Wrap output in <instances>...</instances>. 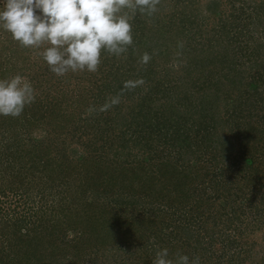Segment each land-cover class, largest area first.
<instances>
[{
	"label": "trees",
	"instance_id": "16d2710c",
	"mask_svg": "<svg viewBox=\"0 0 264 264\" xmlns=\"http://www.w3.org/2000/svg\"><path fill=\"white\" fill-rule=\"evenodd\" d=\"M199 1L159 0L152 15L137 13L133 43L119 56L102 50L95 72L58 76L42 56L49 45L26 48L0 28V79L21 75L35 89L20 116H0V175L21 166L15 194L18 178L36 174L40 185L48 173L72 182L51 200L65 220L10 211L0 199V264H152L158 248L198 264H264V244L252 239L264 230V0H222V16L213 1L210 29L196 21ZM83 76L89 84L70 93L65 85ZM88 103L94 111L81 121L97 123L88 133L98 138L82 145L94 157L68 155L62 133L80 128L32 139L49 114L67 120L73 108L79 118ZM99 161L111 173L96 179L91 165L72 174ZM36 193L44 205V190Z\"/></svg>",
	"mask_w": 264,
	"mask_h": 264
},
{
	"label": "clouds",
	"instance_id": "9594fccd",
	"mask_svg": "<svg viewBox=\"0 0 264 264\" xmlns=\"http://www.w3.org/2000/svg\"><path fill=\"white\" fill-rule=\"evenodd\" d=\"M159 0H0V28L24 47L47 44L43 59L52 72H95L101 52L121 55L133 43L131 21L136 14L152 15ZM150 59L145 54L143 61ZM35 100L27 77L0 79V116L18 117ZM188 255L169 257L158 248L152 264H198Z\"/></svg>",
	"mask_w": 264,
	"mask_h": 264
},
{
	"label": "rangeland",
	"instance_id": "374dc122",
	"mask_svg": "<svg viewBox=\"0 0 264 264\" xmlns=\"http://www.w3.org/2000/svg\"><path fill=\"white\" fill-rule=\"evenodd\" d=\"M213 1H215V0H201V1L193 4L194 8L196 7V9H197V14H196L197 20L196 21L205 25L207 27V29H210L212 26H214L216 24L217 18L219 16H222L223 12H229V9H228L229 6L226 4V2L222 1V0H218L220 2V4L218 7V10L216 11V14L220 12V15L214 16L215 15V8H214L215 5H214ZM219 2H217V3H219ZM199 3H201V4H199ZM168 12H169V9L165 8L164 11H161L158 13V16L160 17L162 15H167ZM233 32L237 33L235 30H233ZM170 52H172V51H170ZM171 56H174V55H171ZM180 56H182V55H178V57H180ZM134 58L136 59V61L139 60V53L137 55H135ZM157 62L160 64V63H162V60H158ZM172 62L173 61H169V63H172ZM179 62H180V60H179ZM182 63H184V61H182ZM136 64L137 63L135 62V65ZM84 79L85 80H82V81H85V82L78 83V80L72 78L69 80L68 85H65V86L70 90L69 91L70 93H74V90L77 88V86H79V85L85 86V85L89 84V82L86 81L85 77H84ZM37 92L38 91H36V93ZM90 103H92V102L90 101ZM90 105L91 104L88 103L87 106L84 107V109L82 110L83 113L80 114V117H81V118L79 117L80 119L76 117V115L78 113H80V111H78L77 109H73V108H71L69 110V115H68L69 118L65 116V118H67V120H64V116L62 117L60 115L59 118H57L55 113H54L55 115L52 113L49 114V116H46L45 121L41 122L40 125H37V127H32L33 128L32 133H31L32 137H33L32 139L34 141L42 143V142H45L46 140L49 141L48 140L49 137H51V138L56 137V139H57L58 135H59V141H60L62 139L60 137L61 131L71 133L72 130L74 131L76 128H80L78 130V131H80V134L75 135L74 138H72V136H69V134L62 133L63 136L68 135V141H71L70 142L71 145L68 146L69 148L67 149L68 155L71 156V158H73V159H76L77 156L79 157L81 155H83V156L84 155H88V156L92 155V157H94L95 153L92 152L94 150L93 147H92V149L91 148L87 149L85 146L82 145L85 142L87 143L89 141L88 140L89 138H90V140H92V136L90 137V135H89L90 132L88 133V131L91 130V132H94V129L97 126H99L97 123H91V128H89V126H88L89 123L85 124V123H82V121H81V119H85L87 117L89 118L90 113H92L94 111V107H93L94 104L91 106ZM91 107H92V109H91ZM70 119H72V121H69ZM74 119H76V120H74ZM54 132H56V134H58V135H56ZM84 132H86V133H84ZM78 136H80V137L78 138ZM97 138L98 137H96V139H94L92 141H97ZM92 141H89V142H92ZM96 147H97V145H96ZM133 153L134 152H131V155ZM2 157L4 159V155ZM111 157L112 158L114 157L113 152H111L109 154V159H111ZM132 158L133 157H130L129 161L132 160ZM13 159L14 158L12 157L9 161H11V163H12ZM93 163L94 162H92V163L89 162L88 165L83 167L82 169H80L78 166V170L73 171L72 174L74 175L77 172L84 173L88 168H90L91 165H92L91 169L93 172V173L92 172L91 173L94 174L96 179H99V177H101V176L103 177V175L106 176V175H108V172H110V168L108 166H106V164H107L106 161L105 162L99 161L95 165H93ZM15 165H16L15 166L16 169L14 170V172L19 171V169H21V166L18 164H15ZM1 166H5L4 162H3V164L0 165V168H1ZM99 167H100V169H99ZM5 168H4V171L2 173L3 175H0V176H5L3 179H2V177H0V183L1 182L3 183V189L5 192L4 194H1V196H0V199L3 202V204H1L2 208L9 207L8 209L10 211H12L15 206L20 207V208L23 206H26V208H33L32 210H35L38 212V215L36 216L37 219L39 217L46 219L47 217H50L52 214H54V215H58L57 217H53V220L55 219L54 221H58L62 217H64V220H65V217H67V216H65L61 212L60 213L57 212V210H56L57 207H55V206H58V204L57 203H56V205L52 204L53 201H51V200L53 199L52 196L54 194H56L59 190L61 192H64L65 190H67V191L70 190V189H67V187H65V186H61V183H63V182L66 185H69V184L72 185L71 179L69 177L68 178L63 177L62 172L60 173V175L58 177L56 175H53L52 173H48L49 177H48V179H45V180H47L49 183L44 184V185H40L41 184L40 179L42 178V174H36V177H34V178H32V176L29 177L30 179L26 180L23 184H20V182H19L20 178H18L17 184L13 183V187H12V188H14V190L16 189V187H18V189H19L18 193L15 194L9 190L10 184L14 180V178H11V177L15 176V174H14V172H11L7 175ZM44 175H46V174H44ZM56 178H58V180ZM42 190H44L46 200H48L47 202L44 201V205L41 203V201H39L38 196H36L37 195L36 192H40ZM75 192H77L76 188H75ZM27 199H29L30 202L28 205H25L24 200H27ZM32 199H34V200H32ZM92 203H93V201H92ZM40 206L41 207L43 206L44 209L42 210ZM95 210H98V209L95 208ZM88 212H90V210ZM45 213H46V215H45ZM9 214L10 213H7V215H9ZM67 215H69V214H67ZM77 215H78L77 213L73 214L71 216V218L72 219L74 218L73 220H75V218L77 219ZM69 235L71 237L74 236L73 234H69ZM252 239L256 240L262 247L264 244V230L260 231V233L258 235H256V233H255V236L252 237ZM256 249H257V251H260L259 247H257V246H256ZM261 250H262V248H261ZM261 255H262V253L260 251V255L257 256V261L261 260ZM83 258H84V256H83ZM90 258H91V256H90Z\"/></svg>",
	"mask_w": 264,
	"mask_h": 264
}]
</instances>
